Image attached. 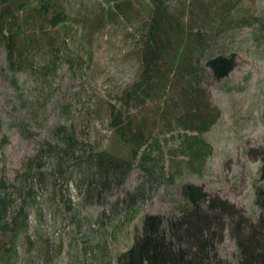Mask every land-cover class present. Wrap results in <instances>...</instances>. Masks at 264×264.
I'll return each instance as SVG.
<instances>
[{
	"label": "rangeland",
	"instance_id": "rangeland-1",
	"mask_svg": "<svg viewBox=\"0 0 264 264\" xmlns=\"http://www.w3.org/2000/svg\"><path fill=\"white\" fill-rule=\"evenodd\" d=\"M62 1L68 19L59 49L25 28L39 49L32 53L33 72L12 73L0 44V264H116L144 215L177 213L184 184L255 216L252 181L264 137V0H230L235 17L253 22L232 26L223 41L229 52H216L233 53L236 62L225 79L209 81L217 116L202 136L200 165L171 138L150 148L144 162L135 160L123 181L104 183L87 173V158L102 149L126 153L125 145L110 143L104 105L139 73L143 17L96 26L102 0ZM12 74L16 86L6 78ZM64 129L76 140L73 154L66 153ZM21 206L25 214L17 217ZM227 235L218 245L222 257L234 252Z\"/></svg>",
	"mask_w": 264,
	"mask_h": 264
},
{
	"label": "trees",
	"instance_id": "trees-1",
	"mask_svg": "<svg viewBox=\"0 0 264 264\" xmlns=\"http://www.w3.org/2000/svg\"><path fill=\"white\" fill-rule=\"evenodd\" d=\"M98 5H102L99 16L92 21L96 26L114 18L128 21L132 14L142 15L135 50L140 69L133 82L104 105L110 143L125 145L126 153L91 151L87 173L97 175L103 183L123 181L135 160L144 162L150 148L171 138H179V152L200 165L206 148L202 136L217 116L210 102L209 81L225 79L236 62L233 53L221 56L216 52H229L223 41L232 26L251 24L253 19L235 17L230 0H102ZM67 19L62 0H0V44L12 73L20 69L29 74L35 68L32 53L36 57L39 49L33 46L34 32H27L26 26L57 50L62 44L59 31ZM90 19L87 15L89 25ZM259 28L264 30L262 25ZM51 64L54 67L56 61ZM6 78L16 86L13 74ZM63 140L66 153L73 154L76 140L71 129ZM258 155L252 181L255 216L207 199L198 187L181 185L186 199L177 213L167 218L144 215L138 234L118 255L116 264H264V137ZM23 213L21 206L17 217ZM133 215L134 211L127 219ZM3 217L1 211L0 220ZM21 223L24 220L14 227H22ZM225 231L234 244L228 257L218 251Z\"/></svg>",
	"mask_w": 264,
	"mask_h": 264
}]
</instances>
